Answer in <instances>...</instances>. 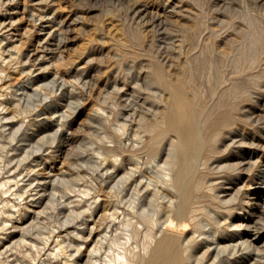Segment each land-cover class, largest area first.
I'll return each mask as SVG.
<instances>
[{
    "label": "rangeland",
    "instance_id": "rangeland-1",
    "mask_svg": "<svg viewBox=\"0 0 264 264\" xmlns=\"http://www.w3.org/2000/svg\"><path fill=\"white\" fill-rule=\"evenodd\" d=\"M42 19H48L50 23L41 24ZM2 22L0 26L5 28H0V55L4 58L0 64V177L17 168L19 174L31 172L43 178L51 175L47 181L52 178L56 181L55 193L52 190L54 198L44 196L41 205L32 206L46 214L34 220L28 236L43 245L46 237L54 235L53 231L64 223L70 211L74 215L70 222L77 226L88 218V215L79 216L78 213L86 209L84 200L90 199L99 189V173L104 167L112 169L123 162L126 171L131 170L136 176L157 185L156 189L161 187L165 178L164 154L157 157L156 153L137 151L134 161H128L126 155L131 137L135 132L139 133L141 120L154 122L167 101L166 94L150 83V66L162 65L165 74L170 71L167 77L174 79L179 76L181 66L187 63L193 73L196 72L194 83L203 93L206 108L210 105L209 109H215L224 103L235 79L245 81L242 89L250 92L251 99L242 97L238 101L235 123L244 135L246 145L231 148L235 155L231 163L233 167H239L240 153L252 144L258 153L252 165L240 166L243 171L236 184L241 188L235 205L237 212L229 216L230 212L226 211L218 216L217 201L209 200L204 204L206 216L221 220L223 236L233 237L231 228L238 223L236 216L245 214V210L250 213L254 210L245 205V201L254 198L252 193L257 186L253 176L264 170V123L261 121V108L264 107V76L261 77L264 75V0H0ZM187 50L192 51L191 59L186 56ZM250 56H255L256 61L252 72L261 75L258 87L247 84L244 79L248 76L240 77V70ZM216 57L221 65L218 71L209 66L216 62ZM198 58L200 60L196 61ZM204 62H208L207 66ZM55 124L63 127L65 142L61 134H55ZM15 129L17 135L13 132ZM111 131L120 137L122 149L115 156L107 155V148L115 145L109 138ZM163 148H167L165 142ZM115 158L119 159L113 162ZM50 189L49 185L47 192ZM86 189L93 195L87 196ZM19 192L23 193V189ZM161 196L169 197L165 191ZM258 219L253 216V220ZM120 239L125 241L123 235ZM257 244L264 250L262 243ZM126 247L141 250L134 241ZM263 259V256L258 258L257 263L264 264Z\"/></svg>",
    "mask_w": 264,
    "mask_h": 264
},
{
    "label": "bare ground",
    "instance_id": "bare-ground-1",
    "mask_svg": "<svg viewBox=\"0 0 264 264\" xmlns=\"http://www.w3.org/2000/svg\"><path fill=\"white\" fill-rule=\"evenodd\" d=\"M43 20L41 24L50 23L48 19L44 22ZM0 28L3 30L5 26H0ZM183 48L182 50L185 49ZM191 53V50L186 52V56L190 59ZM199 54L196 53V55ZM2 57L3 55H0V64L4 59ZM254 58L255 56H250L245 66L242 67L243 69L240 70V77L248 76L244 79L248 81L247 84L258 87L260 74L252 72ZM215 59L216 62L209 63V66L217 70L221 65H219L220 60L217 63V57ZM199 60L200 58L196 61ZM221 60H223L222 57ZM208 62H204L206 66ZM185 64L181 66L179 76H175L177 78L174 79L167 77L170 71L165 74L161 64V66H150L148 71L150 83L166 94L167 101L154 122L141 120L138 124L139 133L135 132L131 137L128 146L129 154L126 155L128 161H134L137 151L156 153L157 157L161 153L164 154L165 171L162 172L165 173V178L161 182V187L158 185L156 189L157 185L136 176L131 170L126 171L123 162H119L118 166L112 169L107 168L108 166L104 167V171L99 173L101 179L99 189H96L94 195L86 189V195L93 196L84 200L86 209L78 213L79 216L86 214L88 218L82 220V223L77 226L70 222V218L74 216L73 211H70L64 223L59 221L62 225L53 231L54 235L46 237L43 245H39L36 238L28 236L27 233L34 220L46 212L42 209L36 210L32 206L41 205L44 196H48L49 199L53 197L52 190L56 187V181L52 180L53 178L47 181L51 175L43 178L38 174L32 175L31 172L19 174L16 168L6 176L0 177V204L4 209L0 211V264H258V258L264 257V254L261 255L264 250H261L257 244L260 242L264 245V170H260L256 176H253L252 180H255L254 184L257 186L252 193L254 198L245 201V205L249 208L252 206L254 210L251 213L247 210L245 214L239 213L236 216L238 223L232 225V236L237 240L223 236L221 220L206 216L204 212V204L209 200L218 202L216 205L218 216H222L226 211L230 212L229 216L237 212L235 205L241 188L236 184L240 178L239 174L243 171L240 166L252 165L258 153L252 144L249 149L240 153L239 167H233L231 163L235 156L231 153V148H242L245 142L244 135L235 127L238 101L242 97L248 98L250 92L242 89L245 81L235 79L231 82L228 99L217 107L215 106V109H209L210 105L206 108L203 105V93L194 83L193 74L196 72L193 73L192 67ZM261 75V77L264 76ZM215 77L220 79L216 75ZM220 96L218 98H221ZM149 99L158 102L151 97ZM261 111L262 117L260 115L259 117L264 123V107ZM53 128L56 131L55 134H61L65 142L63 127L55 124ZM15 130L13 132L17 135L18 131ZM24 135L29 136L28 133ZM10 137L12 140L13 135ZM109 138L110 141L115 142V145L107 148L109 152L107 155L115 156L118 150H122L120 137L111 131ZM164 142L167 148L162 149ZM118 159H113V162ZM110 160H112L111 157ZM49 185L51 189L47 192ZM21 189L23 193L20 194ZM164 191L169 196L167 199L161 196ZM221 196H228V198L224 199ZM227 206L230 208L226 209ZM254 215L259 219L253 220ZM122 235L125 237L124 242L120 239ZM118 239L122 241L119 242ZM131 241L140 245L141 250L135 251L127 248L126 244ZM259 260L262 263L261 259Z\"/></svg>",
    "mask_w": 264,
    "mask_h": 264
}]
</instances>
